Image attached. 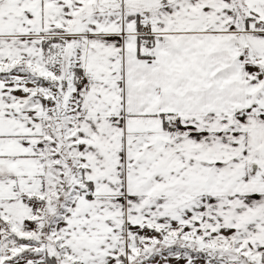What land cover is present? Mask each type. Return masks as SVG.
<instances>
[{
  "label": "snow or ice",
  "instance_id": "snow-or-ice-1",
  "mask_svg": "<svg viewBox=\"0 0 264 264\" xmlns=\"http://www.w3.org/2000/svg\"><path fill=\"white\" fill-rule=\"evenodd\" d=\"M0 264H264V0H0Z\"/></svg>",
  "mask_w": 264,
  "mask_h": 264
}]
</instances>
